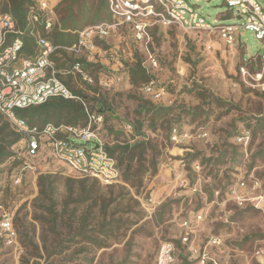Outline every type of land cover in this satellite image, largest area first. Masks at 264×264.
<instances>
[{"label": "rangeland", "instance_id": "obj_1", "mask_svg": "<svg viewBox=\"0 0 264 264\" xmlns=\"http://www.w3.org/2000/svg\"><path fill=\"white\" fill-rule=\"evenodd\" d=\"M47 1L55 7V20L73 5L72 0ZM98 2L78 0L72 12L77 15L82 7ZM197 7L213 24L241 22L237 9L225 0L201 1ZM151 36L148 50L126 27H118L98 40L91 53L102 69L93 83L64 75L75 89L95 97L90 106L100 99L111 107L101 135L110 146L131 148L118 153L125 158L123 166L130 167L128 176L105 184L37 158L18 182L19 163L4 161L0 264H154L164 241L175 243L178 264H197L203 252L218 264H260L255 254L264 249V211L239 206L229 191L241 177L250 185L258 180L264 186V77L259 80L256 75L262 71L264 40L242 30L230 46L218 30L158 24L152 26ZM138 59L157 87L164 88L163 96L156 98L144 90L145 84L130 81L127 67ZM244 64L247 74L241 72ZM99 79L115 83L106 86ZM151 104L174 107L156 121V129L141 113ZM139 120L144 122V135L134 136ZM248 123L254 132L249 144L235 143V135ZM175 124L190 133L178 144L169 137ZM201 132L207 135L197 134ZM3 137L0 132V145L9 139ZM20 147L16 143L11 150ZM225 148L229 154L225 162H218ZM191 154L197 157L191 159ZM46 173L56 179L51 206L38 199L39 177ZM199 212L204 214L202 221L191 230L181 227L184 218ZM4 220L11 222L13 231L3 227ZM110 220L113 228L105 235L99 228ZM88 235L104 243H93ZM212 236H218L221 245L212 244Z\"/></svg>", "mask_w": 264, "mask_h": 264}, {"label": "built area", "instance_id": "obj_2", "mask_svg": "<svg viewBox=\"0 0 264 264\" xmlns=\"http://www.w3.org/2000/svg\"><path fill=\"white\" fill-rule=\"evenodd\" d=\"M40 10L47 16L46 28L50 29L54 20L55 7L47 0H37ZM210 0H108V10L111 21H102L77 30L79 38L72 46H55L48 39L41 36L39 31H33L36 38L37 50L31 57L24 55L23 31L17 26L16 19L10 13H0V113L13 124L15 129L25 134L18 143L21 147L9 160L17 162L21 173L17 174V181L21 182L23 171L31 167L30 161L37 158L55 162L68 167L80 177L95 178L102 183L112 184L123 179V170L118 159L107 149L101 132L104 116L93 112L89 104L74 94L65 80L59 76L79 75L85 83L94 82V77L84 68L81 61H76L71 67L59 68L55 57L65 60L67 56L81 58L88 63H94L91 53L98 48V40L108 37L118 27H126L134 38L148 49L151 43V28L159 26H177L184 30L209 28L218 30L221 38L230 46L238 42L242 30L255 32L258 39L264 40V6L260 0H225L230 8L237 9L241 22L213 24L209 22L198 9L197 3ZM39 16L34 14L30 21L34 24ZM63 50V51H59ZM149 50V49H148ZM262 71L256 75L259 80L264 77V52L261 55ZM143 64V63H142ZM144 65V64H143ZM145 66V65H144ZM243 74L249 73L246 65L241 66ZM109 79V78H108ZM100 83L109 86L114 79H99ZM144 90L156 98L163 96L164 88H159L154 81L146 83ZM53 97L80 100L85 106L87 120L84 125H70L49 122L43 126H31L17 116L16 108H26L45 103ZM127 128L131 131L132 126ZM200 136L206 132L197 133ZM252 132L249 129L235 135L237 144L248 145ZM190 137L188 131L175 124L170 131L173 143H181ZM230 194L241 207H253L264 211V186L253 180L252 185L245 177H241L230 188ZM204 219L203 212L193 218H184L181 227L191 230L195 223ZM6 230L13 231L9 220L3 221ZM187 244L189 236H183ZM210 242L221 245L218 236H212ZM256 258L264 264V249L256 250ZM218 264L215 258L203 252L198 256L197 264ZM154 264H178L177 247L173 241H164L157 253Z\"/></svg>", "mask_w": 264, "mask_h": 264}, {"label": "trees", "instance_id": "obj_3", "mask_svg": "<svg viewBox=\"0 0 264 264\" xmlns=\"http://www.w3.org/2000/svg\"><path fill=\"white\" fill-rule=\"evenodd\" d=\"M77 1L78 0H72L71 3L74 5L77 3ZM107 2L108 0H99V2L94 6L82 7L77 15L76 13L72 12L73 5L70 4L67 7L68 13L65 16H61L58 20L54 19L50 29L46 28L47 16L42 10H40L37 0H0V13L7 12L14 16L17 26L23 31L21 37L24 40V55L31 57L37 50L36 38L32 35L33 31H39L42 37L48 39L55 46H72L73 44L77 43L79 38L77 30H81L86 26L102 21L112 20V16L108 10ZM34 14L39 16V20L33 24L30 21V17ZM63 54L66 56L65 60L55 57L59 68H63L66 65L71 67L76 61H81L84 64V68L93 76H95L96 72L102 70L100 65L88 63L81 58L67 56L65 52H63ZM127 72L129 79L133 84H146L155 79L154 76L142 64V60L140 59L129 65L127 67ZM59 76L65 80L75 95L86 100L88 104L90 101L95 99V97H93V99L90 98L82 90L75 89L71 84L70 79H65L62 74H59ZM94 78L97 79L96 76ZM96 102V105H89V108L97 114L106 116V113L109 109H111V107L108 108L103 101H100V99ZM173 111L174 107L172 105L151 104L143 106L141 113L143 112L145 113V116L149 117V126H151L152 129H156V121L160 117L168 115ZM15 112L17 116L25 119L31 126H43L49 122H55L58 124L65 123L70 125H84L87 120V113L83 103L77 99H67L64 97H53L45 103L36 106L16 108ZM256 122H258L257 118ZM143 126L144 122L139 120L135 125L133 135H144L142 130ZM7 129L9 131L5 132ZM245 129H249L252 133H254L251 123H248L245 126ZM0 132L4 136L2 140L9 138L6 143L2 142L0 145L1 165L4 161L10 159V157L16 153L15 150H11V146L18 143L23 137H25V134L18 132L13 124L2 113H0ZM138 145H140L139 142L135 144L134 148H136ZM107 149L111 154L117 157L118 164L123 170V178L127 177L130 167L123 166L125 158L123 155H119L118 153H128L131 151V148H124L120 144L113 146L107 144ZM228 154L229 149L225 148L218 156L217 161L225 162ZM196 157V154H191V159ZM17 162L21 163L20 160ZM68 180H70V178H68ZM55 185L56 179L54 175L47 173L42 174L39 177L40 195L38 199L45 204H49L50 206L54 204ZM51 211L54 212L53 210ZM112 225L113 222L111 220L105 222L101 225L99 231L107 235L110 232V229L113 228ZM87 238L93 243H99L100 245L104 243L103 240H98V238L93 235H88Z\"/></svg>", "mask_w": 264, "mask_h": 264}, {"label": "water", "instance_id": "obj_4", "mask_svg": "<svg viewBox=\"0 0 264 264\" xmlns=\"http://www.w3.org/2000/svg\"><path fill=\"white\" fill-rule=\"evenodd\" d=\"M129 145L124 146L125 148H128Z\"/></svg>", "mask_w": 264, "mask_h": 264}]
</instances>
